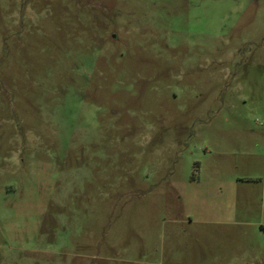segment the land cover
Segmentation results:
<instances>
[{
	"label": "rangeland",
	"instance_id": "obj_1",
	"mask_svg": "<svg viewBox=\"0 0 264 264\" xmlns=\"http://www.w3.org/2000/svg\"><path fill=\"white\" fill-rule=\"evenodd\" d=\"M0 264H264V0H0Z\"/></svg>",
	"mask_w": 264,
	"mask_h": 264
}]
</instances>
